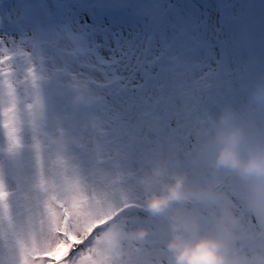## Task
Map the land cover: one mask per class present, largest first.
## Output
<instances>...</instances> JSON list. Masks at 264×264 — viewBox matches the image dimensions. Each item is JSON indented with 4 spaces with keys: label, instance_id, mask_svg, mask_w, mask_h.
<instances>
[{
    "label": "rangeland",
    "instance_id": "rangeland-1",
    "mask_svg": "<svg viewBox=\"0 0 264 264\" xmlns=\"http://www.w3.org/2000/svg\"><path fill=\"white\" fill-rule=\"evenodd\" d=\"M0 99V264H175L217 224L264 264V173L215 163L264 143V0H0ZM177 175L196 203L150 206Z\"/></svg>",
    "mask_w": 264,
    "mask_h": 264
},
{
    "label": "clouds",
    "instance_id": "clouds-1",
    "mask_svg": "<svg viewBox=\"0 0 264 264\" xmlns=\"http://www.w3.org/2000/svg\"><path fill=\"white\" fill-rule=\"evenodd\" d=\"M224 120L227 117L222 118ZM239 127L233 128L227 135V144L220 150L215 163L246 175L251 172L264 173V143L255 142L250 148V155L245 159L236 148L239 138L243 135ZM222 138V134H219ZM185 178L177 175L174 182L168 186V193L164 196H153L149 203L152 207H162L172 199H178ZM191 232L187 238L169 242L173 250L175 264H239V261L229 253L228 246L219 235L220 226L214 225L206 232L199 230ZM43 264V259L36 261Z\"/></svg>",
    "mask_w": 264,
    "mask_h": 264
},
{
    "label": "water",
    "instance_id": "water-1",
    "mask_svg": "<svg viewBox=\"0 0 264 264\" xmlns=\"http://www.w3.org/2000/svg\"><path fill=\"white\" fill-rule=\"evenodd\" d=\"M28 87H29V89H30L31 91H34V92L36 91V86H35V85H29ZM3 101H4L3 99H0V107H1V104H2ZM198 199H199V196H198L197 200H198ZM180 201L186 202L187 204H190V205L196 203L195 201H191V200H189V199H174V200L171 201V202H175V203H177V202H180ZM164 207H165V205H164Z\"/></svg>",
    "mask_w": 264,
    "mask_h": 264
},
{
    "label": "snow or ice",
    "instance_id": "snow-or-ice-1",
    "mask_svg": "<svg viewBox=\"0 0 264 264\" xmlns=\"http://www.w3.org/2000/svg\"><path fill=\"white\" fill-rule=\"evenodd\" d=\"M50 256H51L50 253H45L43 257H41L40 255H35L32 257V259L49 258ZM23 259H24V264H29V258L27 256H25Z\"/></svg>",
    "mask_w": 264,
    "mask_h": 264
},
{
    "label": "flooded vegetation",
    "instance_id": "flooded-vegetation-1",
    "mask_svg": "<svg viewBox=\"0 0 264 264\" xmlns=\"http://www.w3.org/2000/svg\"><path fill=\"white\" fill-rule=\"evenodd\" d=\"M201 197H199V199H200Z\"/></svg>",
    "mask_w": 264,
    "mask_h": 264
}]
</instances>
